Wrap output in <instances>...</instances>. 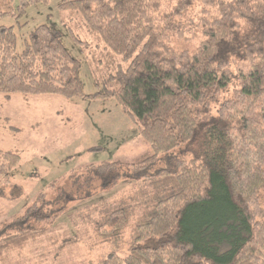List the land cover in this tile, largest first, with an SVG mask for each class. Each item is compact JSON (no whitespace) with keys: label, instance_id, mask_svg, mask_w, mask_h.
Masks as SVG:
<instances>
[{"label":"trees","instance_id":"trees-1","mask_svg":"<svg viewBox=\"0 0 264 264\" xmlns=\"http://www.w3.org/2000/svg\"><path fill=\"white\" fill-rule=\"evenodd\" d=\"M48 1L0 0V21L22 32L27 9ZM58 8L96 43L84 58L102 91L83 94V59L57 31L39 25L17 51L15 27L0 26V94L113 100L148 150L85 167V180L57 189L52 202L39 192L0 228V254L99 193L89 190L126 181L131 192L92 222L93 247L104 251L86 264H264V0H61ZM19 163L0 150L1 200L23 194L10 180Z\"/></svg>","mask_w":264,"mask_h":264},{"label":"rangeland","instance_id":"rangeland-1","mask_svg":"<svg viewBox=\"0 0 264 264\" xmlns=\"http://www.w3.org/2000/svg\"><path fill=\"white\" fill-rule=\"evenodd\" d=\"M60 2L49 0L45 5L28 8L20 22L27 23L22 32L10 18L1 20L0 26L15 27L17 51L22 50L25 36L39 25L57 31L69 54L83 59L79 72L83 94L101 92L100 77L93 74L91 60L84 58V55L88 58L96 43L78 21L67 20V12L59 11ZM72 36L90 46H79ZM0 150L20 157L10 180L23 192L13 202L0 199L1 228L31 206L39 192H46L47 202H52L57 189L85 180V167L126 163L145 154L148 146L138 127L113 100L66 99L53 95L5 98L0 94ZM72 174L75 175L70 179ZM59 178L60 185L51 189L49 185ZM69 191L75 192L74 188ZM89 192L99 193L77 204L70 203L68 212L51 228L29 238L22 247L2 251L0 264H86L101 255L104 249L93 247L92 222L111 201L131 192V185L120 181L113 189Z\"/></svg>","mask_w":264,"mask_h":264}]
</instances>
